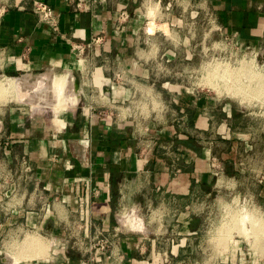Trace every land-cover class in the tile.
I'll list each match as a JSON object with an SVG mask.
<instances>
[{
  "label": "crops",
  "instance_id": "obj_1",
  "mask_svg": "<svg viewBox=\"0 0 264 264\" xmlns=\"http://www.w3.org/2000/svg\"><path fill=\"white\" fill-rule=\"evenodd\" d=\"M180 4L264 46V0H0V80L20 98L0 97V264H180L213 203L264 198V124L162 77Z\"/></svg>",
  "mask_w": 264,
  "mask_h": 264
},
{
  "label": "rangeland",
  "instance_id": "obj_2",
  "mask_svg": "<svg viewBox=\"0 0 264 264\" xmlns=\"http://www.w3.org/2000/svg\"><path fill=\"white\" fill-rule=\"evenodd\" d=\"M177 10L163 30L179 52L173 54L176 61L171 67L160 66L162 77L183 82L190 91L207 92L232 101L257 116L259 124H264V46L255 51L244 46L240 48L234 37L218 28L203 6L197 5L190 13L180 4ZM13 81H8L11 83L7 85L0 80L3 88L7 86L0 93L3 101H8L12 92L20 99L16 97L17 86ZM63 94L58 95V104H62ZM236 119L239 124L252 123L251 117ZM258 151L263 154L264 148L260 146ZM261 159H264L262 155ZM243 184L244 188L250 187L249 180ZM193 224L197 228L192 245L193 259L180 264H264L263 197L256 202L250 197H236L227 207L213 203L205 214L196 217Z\"/></svg>",
  "mask_w": 264,
  "mask_h": 264
},
{
  "label": "bare ground",
  "instance_id": "obj_3",
  "mask_svg": "<svg viewBox=\"0 0 264 264\" xmlns=\"http://www.w3.org/2000/svg\"><path fill=\"white\" fill-rule=\"evenodd\" d=\"M224 74L227 75V72H226V73L224 72ZM230 74H231V72H230ZM230 74H229V75H230ZM235 74H236V73H235ZM63 80H64V78H63ZM63 80H62V82H63ZM229 80H230V79H229ZM64 82H65V81H64ZM235 82H236V81H235ZM232 83H233V82H232ZM232 83H231V86H232ZM227 86H228V83H227ZM233 86H234V88H237V85L235 86V83H234ZM61 87H62V86H61ZM229 88H230V87H229ZM232 88H233V87H232ZM1 89H2V87H1ZM63 89H64V85H63ZM230 90H231V89H230ZM231 91H232V90H231ZM234 91H235V90H234ZM62 92H63V91H62ZM235 92H236V91H235ZM227 93H228V92H227ZM231 93H232V92H231ZM233 95H234V93H233ZM231 96H232V95H231ZM234 96H237V95H234ZM238 216H239V215H238ZM247 216H248V214H247ZM234 217H235V216H234ZM251 221H252V220H251ZM255 222H256V221H255ZM233 224H235L234 221H233ZM244 224H245V223H244ZM251 225H252V224H251ZM251 225H250V226H251ZM257 226H258V225H257ZM257 226H256V227H257ZM252 227H253V226H252ZM258 227H259V226H258ZM251 230H252V228H251ZM248 232H249V230H248ZM244 234H245V233H244ZM247 235H250V234H247ZM254 235H255V234H254ZM257 235H258V234H257ZM31 236H32V235H31ZM255 236H256V235H255ZM27 237H28V236H27ZM257 237H258V236H257ZM25 238H26V236H25ZM35 238H37V237H35ZM254 238H255V237H254ZM38 240H39V239H37V241H38ZM34 241H35V240L32 239V238H29V239L26 238V240H24V242H23V243H24V246H23V244H22V246H21V245H20V246H21V248H22V247H26V248H28V247L31 246L33 243H35ZM19 242H20V241H19ZM36 243L38 244L39 242H36ZM39 244H40V243H39ZM41 244H43V243H41ZM18 245H19V244H18ZM26 245H27L28 247H27ZM34 245H35V244H34ZM14 246H15V245H14ZM41 246H42V245H41ZM16 247H17V245H16ZM43 247H44V246H43ZM13 248H14V247L12 246V249H13ZM17 248H19V247H17ZM31 248H32V247H31ZM33 248H34V247H33ZM33 248H32V250H34V249L36 248V246H35L34 249H33ZM39 248H40V246H39ZM45 248H47V247H45ZM41 249H43V248L41 247ZM15 250H16V249H15ZM17 250H18V249H17ZM17 250H16V251H17ZM25 250H26V249H24V251H25ZM45 250H46V249H45ZM19 251H20V250H19ZM21 251H22V250H21ZM24 251H23V252H24ZM29 251H30V250L27 249V252H29ZM41 251H42V250H41ZM30 252L32 253V251H30ZM33 252H34V251H33ZM35 252H36V251H35ZM35 252H34V253H35ZM42 252H43V251H42ZM42 252H41V253H42ZM17 253H18V254H21V253H19V252H17ZM24 253H25V255L28 257L27 253H26V252H24ZM38 253H40V252L38 251ZM36 254H37V253H36ZM36 254H31V256H33V255L36 256ZM22 255H23V253H22ZM20 256H21V255H20ZM20 256H19V258L21 259L22 257H20ZM37 256H38V255H37ZM37 256H36V258H37ZM40 256H41V254H40ZM23 257H24V255H23ZM29 257H30V256H29ZM19 258H18V259H19ZM25 258H26V257H25ZM33 258H34V257H33ZM22 259H23V258H22Z\"/></svg>",
  "mask_w": 264,
  "mask_h": 264
},
{
  "label": "built area",
  "instance_id": "obj_4",
  "mask_svg": "<svg viewBox=\"0 0 264 264\" xmlns=\"http://www.w3.org/2000/svg\"><path fill=\"white\" fill-rule=\"evenodd\" d=\"M45 8V11H46V13L47 14H49L50 12V10L48 9V8H46V7H44ZM107 240H105V239H100L99 241H98V243H97V249H98V251H104L105 249H106V247H107Z\"/></svg>",
  "mask_w": 264,
  "mask_h": 264
},
{
  "label": "water",
  "instance_id": "obj_5",
  "mask_svg": "<svg viewBox=\"0 0 264 264\" xmlns=\"http://www.w3.org/2000/svg\"><path fill=\"white\" fill-rule=\"evenodd\" d=\"M77 81H75V83H76Z\"/></svg>",
  "mask_w": 264,
  "mask_h": 264
}]
</instances>
